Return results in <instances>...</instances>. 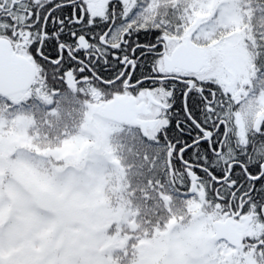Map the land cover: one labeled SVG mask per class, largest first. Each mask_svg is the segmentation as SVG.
Returning <instances> with one entry per match:
<instances>
[{"label": "snow or ice", "instance_id": "6c2138e0", "mask_svg": "<svg viewBox=\"0 0 264 264\" xmlns=\"http://www.w3.org/2000/svg\"><path fill=\"white\" fill-rule=\"evenodd\" d=\"M61 109L97 143L127 133L165 194L118 264H264V0H0V128L27 129L0 149V264H110L53 255L62 218L11 175L62 179L31 150Z\"/></svg>", "mask_w": 264, "mask_h": 264}, {"label": "rangeland", "instance_id": "374dc122", "mask_svg": "<svg viewBox=\"0 0 264 264\" xmlns=\"http://www.w3.org/2000/svg\"><path fill=\"white\" fill-rule=\"evenodd\" d=\"M26 135V128L22 131H18L17 126L13 125H9L6 129L0 128V149L7 155L12 146L20 144L23 136ZM118 135L119 132L113 134L110 143H103L102 150L96 148L98 144L95 136L89 139L87 136L79 135L65 140L57 147L33 145L31 150L49 160L48 166L62 177L55 186L50 187L40 176L24 168H18L11 174L19 188L29 192L48 191L54 194L56 206L48 214L60 216L62 223L46 236L52 241L50 251L53 255L63 256L73 262L102 256L110 261V264H114L113 253L116 248L113 247V235L109 234L110 227L117 223L127 224L131 215L129 212H124L125 210L114 213L107 205L105 177L111 171L109 165L114 166L109 173L111 179L123 180L126 175L122 156L113 147V140L118 139ZM92 152L98 153L105 161L103 168L85 167L84 157ZM69 167L71 177L67 178L65 169ZM2 194L10 199L14 196L7 184ZM115 236L117 250L122 249L127 243L128 236L125 234L120 237L116 234ZM147 243L146 240H142L138 247L147 246Z\"/></svg>", "mask_w": 264, "mask_h": 264}, {"label": "trees", "instance_id": "16d2710c", "mask_svg": "<svg viewBox=\"0 0 264 264\" xmlns=\"http://www.w3.org/2000/svg\"><path fill=\"white\" fill-rule=\"evenodd\" d=\"M79 113L80 112H75L69 115L66 110L61 109L58 121H54V123L58 124V128L53 129L54 133L56 131H59L61 133L59 137V142H55L56 137L53 136L52 141L48 143L41 141L39 142V144L42 146L48 145L49 147H57L62 142H64L65 140L75 135L74 133L75 129L74 130L72 129L75 128L77 124H73L74 123L73 118H75ZM64 133H67V135H64ZM51 142H53L55 145H51L50 144ZM113 144L117 145L120 143L114 142ZM118 153L122 155L121 148L118 149ZM135 155L136 153L131 152L129 153L128 157L125 158V160L123 161V163L127 165V168H126V175L124 178L125 181H123L122 183H119V186L122 187V190H120L119 193L123 194V197L126 195V193L132 194V196L129 197V200H132V202L136 205V208L137 207L139 208V213L137 217V223H138L137 229H140L142 224H145L144 230L146 231V221L149 219H153L155 212L162 211L163 204H162L161 194L162 195H165V194L160 193L159 196H157L156 193H153L148 190L147 182L150 177L154 178V175H153L154 173L149 174L147 167L142 168L141 165L143 164V162L141 160H138ZM110 181H112L111 178H110ZM146 195L151 196L152 199H145ZM136 230L133 231L132 229H129L124 234L126 236L131 235V237H135L136 235H139V232ZM138 244H139V241H138ZM114 259H115L114 264L115 263L118 264L119 262L118 250H117V254L114 255Z\"/></svg>", "mask_w": 264, "mask_h": 264}, {"label": "flooded vegetation", "instance_id": "af4514ba", "mask_svg": "<svg viewBox=\"0 0 264 264\" xmlns=\"http://www.w3.org/2000/svg\"><path fill=\"white\" fill-rule=\"evenodd\" d=\"M77 112H80L75 118H73V124H77L75 128H73L72 130L75 129V135H73L72 137H70L69 139L75 138L77 136L80 135V130L84 129L85 125H84V120L86 119V113L84 109H78ZM79 126V127H77ZM77 129V130H76ZM119 138L118 139H114V142L117 143L119 142L120 144H123L124 147L121 148V154L120 156H122V163L125 160V158L128 157L129 153L133 152L136 153V157L138 160H141L143 162V160L141 159L142 156V151L139 150L138 146H133L131 144V141L127 135V133H123V132H119ZM68 140V139H67ZM117 141V142H116ZM51 145H55L53 142L50 143ZM98 144V147H96L98 150H102L104 148V145L101 143H96ZM36 147H39L40 144L39 142L37 144H35ZM44 147L50 148L48 145H44ZM127 162V161H126ZM111 171L113 170V165H109ZM123 166L127 168V165L125 163H123ZM149 174L153 173L148 171ZM107 177H105V181L107 183L106 187H107V197H108V204L110 207V211H113L114 213H117L118 211H124V212H129L130 217L128 218L127 224H122L119 225L117 224H113L111 225L110 229L111 231H109L110 235H113L114 238V248L115 251L113 253V258L114 255L117 254V247H116V236L120 235L122 236L125 232H127L129 229H132L133 231H135L137 229L138 223H137V217H138V213H139V208H136V205L132 202V200H129V197L132 196V194L126 193V195L123 197V194H120L119 191L122 190V187L119 186V183H122L123 181H125V179L121 180V179H111L112 181H110V174L109 172L107 173ZM154 175V174H153ZM105 176V175H104ZM161 199L163 202L164 199V195L161 194ZM135 212V214H134ZM137 223V224H136ZM129 237L131 235H128ZM142 242V240L139 241L140 245ZM127 244V243H126ZM115 260V259H114Z\"/></svg>", "mask_w": 264, "mask_h": 264}, {"label": "water", "instance_id": "95a60500", "mask_svg": "<svg viewBox=\"0 0 264 264\" xmlns=\"http://www.w3.org/2000/svg\"><path fill=\"white\" fill-rule=\"evenodd\" d=\"M40 196L46 201L43 207V211H45L46 213L50 212L55 205V196L48 191L41 192Z\"/></svg>", "mask_w": 264, "mask_h": 264}]
</instances>
